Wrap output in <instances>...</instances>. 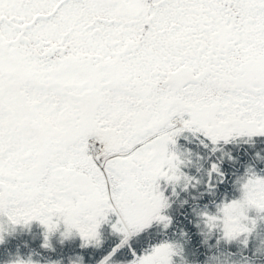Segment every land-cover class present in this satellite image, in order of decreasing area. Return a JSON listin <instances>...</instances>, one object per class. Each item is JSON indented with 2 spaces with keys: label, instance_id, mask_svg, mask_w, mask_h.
Masks as SVG:
<instances>
[{
  "label": "snow or ice",
  "instance_id": "obj_1",
  "mask_svg": "<svg viewBox=\"0 0 264 264\" xmlns=\"http://www.w3.org/2000/svg\"><path fill=\"white\" fill-rule=\"evenodd\" d=\"M34 222L2 264H264V0H0V244Z\"/></svg>",
  "mask_w": 264,
  "mask_h": 264
},
{
  "label": "trees",
  "instance_id": "obj_2",
  "mask_svg": "<svg viewBox=\"0 0 264 264\" xmlns=\"http://www.w3.org/2000/svg\"><path fill=\"white\" fill-rule=\"evenodd\" d=\"M41 239V229L35 222L32 224L30 230L18 228L12 236L7 238L5 244H0V264H2L4 259H7L9 253L18 252L26 256L30 252L39 251L42 253V257L47 256L48 253L39 247ZM53 243L56 245L57 250H59L60 245L56 244L55 238H53ZM65 246H67V242ZM52 255L54 257L55 253ZM33 258L35 259L37 257L34 255Z\"/></svg>",
  "mask_w": 264,
  "mask_h": 264
}]
</instances>
